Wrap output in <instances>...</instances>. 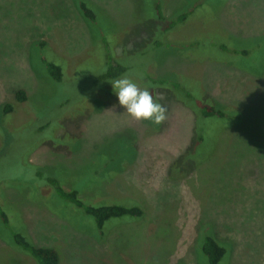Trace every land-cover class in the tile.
I'll return each instance as SVG.
<instances>
[{
  "label": "rangeland",
  "instance_id": "1",
  "mask_svg": "<svg viewBox=\"0 0 264 264\" xmlns=\"http://www.w3.org/2000/svg\"><path fill=\"white\" fill-rule=\"evenodd\" d=\"M113 62L163 94L164 124L120 106L117 78L102 77ZM7 103L0 264H34L15 234L59 250V264H207L205 234L225 249L218 264H264V0H0ZM204 105L225 117H202ZM49 179L85 206L143 215L100 233Z\"/></svg>",
  "mask_w": 264,
  "mask_h": 264
},
{
  "label": "trees",
  "instance_id": "2",
  "mask_svg": "<svg viewBox=\"0 0 264 264\" xmlns=\"http://www.w3.org/2000/svg\"><path fill=\"white\" fill-rule=\"evenodd\" d=\"M77 13H80L84 19L89 22H94L95 15L92 10H90L83 2L74 3ZM197 5V4H196ZM156 11L159 13V18L162 19L161 6L157 2L155 3ZM186 15H182L179 20H184ZM91 31L93 29H90ZM42 48V47H41ZM44 68L50 78L55 82H60L62 79V72L59 66L52 63L42 61ZM113 65H108V68L103 74L105 79H115L119 78L126 70L116 63ZM15 100L17 104L26 101V95L23 90H18L14 93ZM1 114H9L13 111V105L10 103L5 104L1 109ZM201 115L204 118L217 117L223 118L224 114L215 109L213 106L204 105L201 107ZM51 185L55 186L56 193L63 199L68 200L77 208L81 209L85 214L94 218L96 227L102 233V229L106 222L115 218L131 217V218H141L143 212L138 207H124L121 205L112 206H101L98 208L85 206L78 198L75 192H65L61 187L58 186L57 182L50 180ZM13 243L18 249L28 255L34 264H59L60 256L56 248H35L30 245L21 235L15 234L13 236ZM201 253L207 259V264H218L225 255V249L221 247L211 236L205 234L203 238V243L201 246Z\"/></svg>",
  "mask_w": 264,
  "mask_h": 264
},
{
  "label": "clouds",
  "instance_id": "3",
  "mask_svg": "<svg viewBox=\"0 0 264 264\" xmlns=\"http://www.w3.org/2000/svg\"><path fill=\"white\" fill-rule=\"evenodd\" d=\"M120 106L135 121H148L160 126L167 120L168 109L159 102L164 99L163 94L153 96L148 86L141 88L127 74L111 82Z\"/></svg>",
  "mask_w": 264,
  "mask_h": 264
}]
</instances>
